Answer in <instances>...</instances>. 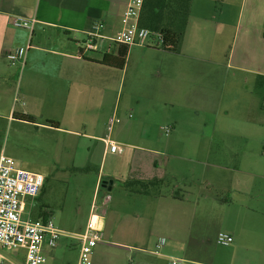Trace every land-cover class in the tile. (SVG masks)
Wrapping results in <instances>:
<instances>
[{
  "label": "crops",
  "instance_id": "crops-1",
  "mask_svg": "<svg viewBox=\"0 0 264 264\" xmlns=\"http://www.w3.org/2000/svg\"><path fill=\"white\" fill-rule=\"evenodd\" d=\"M128 1L0 0V93L7 97L0 119L13 130L53 133L60 160L96 170L86 222L92 203L111 192L92 264H264V0H191L179 52L133 45L120 71L98 63L103 51L81 46L94 22L104 25L103 36L115 35ZM19 18L35 20L32 30L15 27ZM18 48H27L24 62L12 64L7 55ZM174 109L202 119L193 121L197 128L214 118L213 130H228L230 146L241 150L226 163L186 160L193 162L188 175L202 173L190 197L160 189L173 174L170 160L157 158L154 121ZM168 120L167 135L159 128L166 137L178 129ZM109 142L120 151L110 152ZM154 180L162 183L146 185ZM129 181L144 185L128 188ZM86 222L73 231L57 226L63 233L44 248L45 264H77L74 236ZM220 232L230 245L217 244ZM7 252V264H24L23 251Z\"/></svg>",
  "mask_w": 264,
  "mask_h": 264
},
{
  "label": "rangeland",
  "instance_id": "rangeland-1",
  "mask_svg": "<svg viewBox=\"0 0 264 264\" xmlns=\"http://www.w3.org/2000/svg\"><path fill=\"white\" fill-rule=\"evenodd\" d=\"M153 42L154 40L151 39L149 44H145L144 47L153 48L155 44ZM260 87L258 86L256 90L258 94ZM235 88L239 95H244L243 86ZM3 89H7V87H3ZM6 98V95L0 93V105L3 108ZM125 115L128 114L124 113ZM167 119L175 120L178 123V129L173 136L170 133L166 137L159 129L160 126L173 125L165 122ZM4 121V119H0V154L13 159L19 169L38 173L44 177V185L39 195L33 200L27 199L23 218L32 220L49 218L56 227L59 225L69 226V231H73L75 227L85 223L87 219L86 206L93 190L96 170L75 169L73 163H77L76 160H60L57 138L53 133L31 126L13 130ZM193 121H199L200 126L202 119L192 120L183 109H174L169 113V116L162 115L155 118L154 149L158 151V160H170L168 169L173 174V178L169 179V184H164L160 188L162 191L175 190L179 195L190 197L188 192L192 191L191 184L197 179L201 182L200 175L202 173L195 178L188 175L187 169L188 167L193 168V162L186 160H204L205 163L216 160L226 163V160H233L234 153L241 151L238 145L230 146L228 130L224 128L221 130L219 127L213 130L214 118L211 119L213 124L210 126L206 123L204 129L193 127ZM209 170L210 168H208L207 174L210 173ZM212 172L225 174L223 171L213 170ZM203 190H207L205 181ZM106 193L110 194L111 192ZM219 195L226 196L227 194L219 192ZM213 227L214 225L212 226L211 223L204 224V229L213 230ZM69 231L68 233H73ZM68 241L75 242L72 238ZM210 249L218 250L214 245ZM0 251L5 256H11L10 252L5 249L0 248ZM197 255L195 254V256Z\"/></svg>",
  "mask_w": 264,
  "mask_h": 264
},
{
  "label": "built area",
  "instance_id": "built-area-1",
  "mask_svg": "<svg viewBox=\"0 0 264 264\" xmlns=\"http://www.w3.org/2000/svg\"><path fill=\"white\" fill-rule=\"evenodd\" d=\"M143 0H129L123 14L122 27L113 36L102 35L104 25L94 22L86 32V38L81 46L82 52L103 51L110 53L112 47L145 45L152 39L154 46H160L162 36L159 32L139 26V18ZM35 20L14 19L13 25L18 28L32 30ZM27 48H18L8 53L10 63H23ZM111 122V120H110ZM167 135L170 127L162 128ZM110 152L120 151L114 142L107 144ZM44 185L41 174L19 169L13 159L0 154V248L7 251L24 252V264H45L44 248L55 247L62 231L51 219H24L23 212L27 199H35ZM110 201V195L105 194L101 202H93L89 219L82 233L75 235L80 247L77 264H92L94 248L103 241V230L98 225L103 220L104 209ZM233 239L230 235L220 232L216 242L228 246ZM160 240L157 247L163 244ZM0 264H7L6 257L0 251ZM168 264H182L179 259H171Z\"/></svg>",
  "mask_w": 264,
  "mask_h": 264
},
{
  "label": "trees",
  "instance_id": "trees-1",
  "mask_svg": "<svg viewBox=\"0 0 264 264\" xmlns=\"http://www.w3.org/2000/svg\"><path fill=\"white\" fill-rule=\"evenodd\" d=\"M191 0H143L139 26L151 31L159 32L162 36L160 46L153 48L167 52H179L181 40L186 27ZM128 53L127 46H119L117 51L103 53L98 61L100 65L123 70ZM136 183L144 185L142 182L129 181L124 185L131 188ZM162 183L161 180H154L146 185Z\"/></svg>",
  "mask_w": 264,
  "mask_h": 264
},
{
  "label": "water",
  "instance_id": "water-1",
  "mask_svg": "<svg viewBox=\"0 0 264 264\" xmlns=\"http://www.w3.org/2000/svg\"><path fill=\"white\" fill-rule=\"evenodd\" d=\"M109 184H111V182H109ZM107 185V182L103 183V186H106Z\"/></svg>",
  "mask_w": 264,
  "mask_h": 264
}]
</instances>
